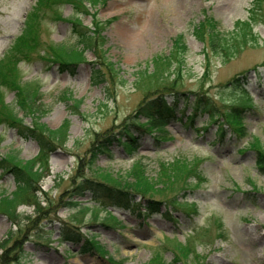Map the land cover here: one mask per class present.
<instances>
[{
	"label": "rangeland",
	"instance_id": "obj_1",
	"mask_svg": "<svg viewBox=\"0 0 264 264\" xmlns=\"http://www.w3.org/2000/svg\"><path fill=\"white\" fill-rule=\"evenodd\" d=\"M50 1L0 0V60L11 53L26 21H35L40 36L39 51L18 65L14 78L40 88L46 113L25 117L24 125L56 131L69 121L66 142L55 144L45 178L37 183L35 194L45 212L33 197L21 202L18 217L0 214V264H157L158 257L165 264H264V176L257 164L264 156L259 150L264 147V0H106L80 6L75 0L52 1L47 9ZM208 20L231 44L239 43L240 53L219 57L210 51L208 34L202 39L197 32ZM96 23L100 37L93 33ZM245 24L252 37L244 36ZM75 30H88L95 47L80 44ZM180 36L187 53L173 59ZM62 43L75 46L84 61L65 69L59 66L64 59L43 52ZM175 92L186 94L177 116L185 111L188 117L202 100L218 108L221 124L210 123L205 113L192 125L183 118L159 131L138 112ZM244 92L250 108L241 100ZM0 94L6 105L15 102V92L2 87ZM159 132L166 139H157ZM0 136V162L17 152L31 161L40 152L37 140L23 139L16 129L0 126ZM127 142L135 149L128 151ZM103 145L110 154L89 165L90 152ZM177 161L199 164L201 177L188 180V187L180 178L176 186L157 188L161 192L148 199L158 211L139 197V211H130L96 201L91 193L76 199L77 209L69 205L81 177L127 176L142 162L154 179L161 164L178 169ZM15 191V178L0 170V196ZM64 226L101 250L83 253L82 242L62 241Z\"/></svg>",
	"mask_w": 264,
	"mask_h": 264
},
{
	"label": "trees",
	"instance_id": "obj_2",
	"mask_svg": "<svg viewBox=\"0 0 264 264\" xmlns=\"http://www.w3.org/2000/svg\"><path fill=\"white\" fill-rule=\"evenodd\" d=\"M52 1L57 3L58 1L61 2H75V0H51L48 3L47 9L52 6ZM101 2L103 3L106 0H79V6L82 5L83 2L91 3L92 2ZM258 2V1H257ZM256 2V3H257ZM60 3V2H58ZM77 5V3H76ZM46 11V10H45ZM46 15V12L43 13V16ZM76 19V18H75ZM41 20V19H40ZM74 22V19L71 20ZM75 27L78 29L80 25V20H75ZM37 24L35 21H26L25 29L20 37H18L12 48L11 53L9 52L6 54L2 60H0V89L2 87L6 88V90L15 92V102L11 105H6L4 103V98L0 96V126H7L9 128H13L19 131V135L23 138L28 140L29 138L37 140L40 146V152L34 160L31 161H24L21 157V153L17 152L16 154H12L7 156L6 159L0 162V170L2 173L8 175H12L16 180V191L12 194V196L7 197L4 194L0 196V214H4L7 216H14L18 217L17 210L20 207L21 202L25 201V198L28 200L30 198L35 199L36 206L38 207L40 213H44L45 210L40 208V198H38L35 194L37 188V183L45 178L44 170L47 168L49 154L56 149L55 144L62 140L63 143L67 140V131L69 129V121H65L61 128L57 129L56 131L50 130H42L40 131L38 128L29 129L24 125L25 117L31 116H38L42 118L46 112V108L40 103L41 100V92L40 88H28L22 85L21 79L14 78L18 72V65L22 62L30 61V57L39 51V37L38 32L36 29ZM249 33H246L244 36H253L252 29L245 24ZM244 28V26L242 25ZM101 26L99 24H95V31L94 34H97L100 37V30ZM76 34L79 36V42L82 43H94L93 47H95L96 39L89 35V31L86 30L85 33L79 32V30H75ZM198 34L203 39L206 34H208V42L207 47L210 49L212 53L219 56L222 53L226 54H235L237 55L240 53L241 48L239 43L235 45L231 44L230 40L221 36V33L218 31L217 23L212 22V20L205 21L204 23L199 25L197 29ZM203 35V36H201ZM228 35V34H227ZM239 35V34H237ZM206 41V40H205ZM230 46L233 47L231 50ZM174 56L173 59H176L178 55L181 53H187V46L184 43L183 37L180 36L174 40ZM49 58H53L56 61L59 59H64L65 61H60L59 66L62 68H72V65H76L80 62L84 61L83 53H78L77 48L75 46L69 47L68 44H51L46 46L43 51ZM234 54L232 56H234ZM57 57L59 59H57ZM170 96L160 97L156 101H151L148 103L143 104L138 112L145 116L148 120V123L156 122L155 129L159 131L165 130V128L169 125L170 121L174 120H182L186 118L188 122L192 125L194 120L197 119L199 116L209 113L210 115V123L221 124L218 120V117H221V113H219L218 108L215 106H211V102H203L202 100L196 101V103L192 106L190 115L187 117L186 112L183 111L178 115V106L181 102L180 96L186 95L181 94L179 92H175ZM250 95L247 92H244L241 100L245 101V105L250 108ZM172 99V102L169 101ZM188 102L191 101L190 98L187 99ZM171 103V104H169ZM205 103H207L205 105ZM209 104V105H208ZM247 108V109H248ZM20 113H23V116H20ZM236 118L243 119L241 116L236 115ZM228 122L231 123L230 118H227ZM139 127H146L148 130L150 127L141 125L139 122L136 123ZM131 129L132 126H128L126 128V136L130 139L131 137ZM151 130V128H150ZM208 129L206 128V131ZM220 136L223 138L225 136V132L223 128L220 130ZM165 138V134L159 132L158 138ZM132 141V139H131ZM3 142L2 136H0V149L1 144ZM62 143V144H63ZM124 146L126 149L134 150L135 147L130 143H125ZM95 147L90 152L89 157V165H94L98 158L101 155H109L110 149L108 145H103V149H97ZM258 150V149H257ZM259 150L264 151V147H260ZM258 156L260 155L257 151ZM84 161V160H83ZM177 166H173L172 170L170 167H166V164L160 165V172L157 176L152 179L147 175L148 168L142 162L136 163L132 170L128 173L127 176L120 175L117 178H113L108 175H99V172H95V178H87L86 176L81 177L80 181L73 186L71 200L72 202L69 204L72 208L77 209L79 206L76 204V199L84 197L87 193H91L94 196L96 201L108 200V206L117 207L124 210H138L140 205H135L136 198L139 197L144 199L149 204V208L153 211H158L157 203L151 201L152 197H148L149 195L159 191L157 188L164 185L169 186H176L180 178H183L184 186L188 187L189 183L188 180H196L201 177L199 164L191 166L186 161H177ZM258 164V173L264 176V156L260 155L257 158ZM102 169H97V171H101ZM159 182H153L155 180ZM138 206V207H134ZM156 209H153V207ZM82 207V206H81ZM96 206H93V208ZM107 209V208H106ZM139 211V210H138ZM108 212V210H107ZM151 216V214H150ZM13 217V219H14ZM149 217V216H148ZM44 219L41 218V220ZM15 224L17 221H13ZM71 226H64V232H62V241L66 243H78L82 242V252L83 253H90L93 250H101V248L93 243L90 247V240L89 242L83 238L80 233H77L75 230L71 229ZM86 242V243H85ZM20 248V247H19ZM22 249V248H20ZM185 253L188 250H184ZM188 254V253H187ZM156 260L157 264H165L160 257ZM161 259V260H160ZM174 264V263H170Z\"/></svg>",
	"mask_w": 264,
	"mask_h": 264
},
{
	"label": "bare ground",
	"instance_id": "obj_3",
	"mask_svg": "<svg viewBox=\"0 0 264 264\" xmlns=\"http://www.w3.org/2000/svg\"><path fill=\"white\" fill-rule=\"evenodd\" d=\"M138 50L136 49V51L135 52H137Z\"/></svg>",
	"mask_w": 264,
	"mask_h": 264
}]
</instances>
